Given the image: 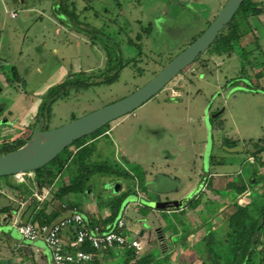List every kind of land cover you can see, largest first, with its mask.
<instances>
[{
    "label": "rangeland",
    "instance_id": "1",
    "mask_svg": "<svg viewBox=\"0 0 264 264\" xmlns=\"http://www.w3.org/2000/svg\"><path fill=\"white\" fill-rule=\"evenodd\" d=\"M226 1L66 0L68 8L71 9L73 2L75 9L76 18L71 21L55 10L58 0H24L25 5L0 0V126L8 124L18 130L20 125L29 122L26 131L29 134L36 125L34 119L39 118L38 123L54 129L128 96L197 39ZM252 1L263 9V27L255 24L254 31L251 29L241 46L235 45L230 53L200 54L165 90L127 114L128 118L119 128L133 131L130 153L122 154L114 146V131L92 144L95 151L92 160L115 165L123 174L118 181L113 176H92L89 182L92 194L103 207L110 195L106 191L109 181L112 194L126 186L133 195L146 199L139 215H125L127 229L144 230L141 239L148 232L153 235L154 226L164 223L173 226L171 216H165L164 220L163 211L152 210L147 204L156 192H166L167 198H172L183 191L190 179L201 183L203 174L217 172L216 187L223 188L217 192L211 190L209 195L217 203L213 206L223 207L230 202L223 197L234 195L230 187L225 188L226 183L248 179L253 169H258L264 178V152L258 154L263 167L253 164L250 156L252 150L264 149V89L261 90L264 87V0ZM12 12L15 17L10 16ZM142 30H147V35ZM137 34L140 39L136 38ZM105 41L120 52L124 61L130 60L111 84L101 83L104 76H98L106 63ZM12 67L20 79L9 83ZM80 70L90 77L88 86L70 90L61 98H47L48 89L62 81L68 72ZM85 75L78 76L86 78ZM173 85H178L179 97L175 99L168 97ZM255 88L259 91H254ZM170 111L178 115L172 122L165 117ZM144 126L162 128L163 133L158 137L146 133L144 137ZM164 139L168 142L163 143ZM177 142L179 145L173 149L172 145ZM173 155L179 159L173 160ZM166 172L170 177L166 179L168 183L157 176ZM224 173L228 174L227 178L221 176ZM175 180L177 184L172 183ZM256 190L248 194L254 197ZM261 204V198L254 200L250 207L252 214ZM221 214L200 241L194 240V250L198 249L205 264H240L231 261L228 241L232 225L227 222L230 212ZM182 219L177 217L176 223L181 225ZM262 256L257 251L253 263L257 264ZM152 264L164 263L154 260Z\"/></svg>",
    "mask_w": 264,
    "mask_h": 264
},
{
    "label": "crops",
    "instance_id": "2",
    "mask_svg": "<svg viewBox=\"0 0 264 264\" xmlns=\"http://www.w3.org/2000/svg\"><path fill=\"white\" fill-rule=\"evenodd\" d=\"M3 1L4 3H6V0ZM11 1H13L14 5H25L24 0ZM71 4H73V2H71ZM11 14L15 15L14 12H12ZM249 22L253 31L255 24L263 27L261 25V15L255 18H250ZM252 33V35L255 34L254 32ZM80 72L83 71L80 70ZM178 83H180V81ZM176 87H178V85H173L171 93L168 94L169 96L167 95L169 98L175 99L179 97V93ZM163 104L173 105L172 103L166 102H163ZM175 108L177 109V107ZM176 113V111L168 112V114L165 115L166 118L168 117L167 121L170 120L172 122L173 119H177L178 115ZM126 116L127 117L118 119V121L112 127L104 131L100 135L94 137L93 139H89L86 144L97 143L100 139L111 134V131H114V146H117V149L122 154L126 155L127 153H130L131 144L129 143V140L131 141L133 139V131L131 129L126 128L124 130L120 129V126H122L126 118H128V115ZM7 125L0 126V135L2 136L0 143L3 141L12 142L16 139L24 138L27 135L26 131L28 130L30 123L25 122V124L20 125V127H18V130L12 128V125ZM143 128V130H145L143 132L144 137L146 133L148 135H152V137H158V135H162L163 133L162 128H158L156 130L150 129V127L147 128L145 126ZM137 134L139 135V132ZM161 138L164 137L161 136ZM175 139L176 141H178L177 137H175ZM162 141L163 143H167L168 139H164ZM175 145H179V142L172 145L173 149H176ZM171 152L175 151L172 150ZM171 158L173 160H177L179 159V156L173 155ZM174 165L175 164L173 163L171 166L174 167ZM167 173L168 172L159 173L157 174V176L159 175L161 179L163 178L162 182L168 183L166 179L167 177H169V173ZM227 175L228 174L224 173L221 176L227 178ZM149 176L151 177V175ZM198 176L201 175L199 174ZM202 176L204 177V180H202L201 183H198V181L196 182L195 180L192 181L190 179L184 186L183 191H181L176 196H173L172 198H167L166 192H161V194H156V192L155 194L153 193L154 195L150 196L151 200L147 201L148 203L177 200L181 201V206L177 209L172 208L160 210L164 212L162 213L164 220L167 219L165 218V216H171V219L173 220V226H168V224L166 223H164L163 226H154V228L152 229L153 235L148 232L147 235L145 234L144 236L145 239H141V237L144 235L143 229H137L136 232H132L131 230L127 229L128 232H130L142 243V249L138 253L143 255H152L153 261L161 260V262L164 264H205L201 261L199 257L197 251L198 249L194 250V246H196L194 245V240L200 241V239L203 238L202 236H204L206 232L208 233V231H210L209 226L212 224H216L214 221L218 215L221 216V213L227 210L230 212L229 205L233 201V197H223L225 199H229L230 201L229 203H226V205L223 207H215V205L213 206V204L217 203L214 202L215 198L213 199L209 195L211 190L217 192L219 189L223 188L216 187V177L219 175H217V172H215L208 173L207 175L203 174ZM176 178H178L177 175ZM11 183L16 184L17 188L15 190L10 188ZM172 183L177 184L178 181L176 182L175 180ZM106 185H108L106 191L110 192V195L107 199H109L111 196L129 190L128 196L125 199L124 205L122 207L121 214L118 217L124 220L125 225V215L136 216L137 214L139 215L141 210H144L141 204L142 202H145L146 199H143L142 196H140L139 194L133 195L132 190L129 187L121 186L119 192L112 194L113 186L109 184V181L106 182ZM40 188L41 187L36 185L33 175L30 176L24 174L22 178L12 177L5 181H0V264H52L50 251L48 250L42 239H37L35 241L24 240L16 229V224L29 223L31 221V207L29 206L31 202H35L34 198L32 197V193L34 191H38ZM248 191L250 190L248 189L246 193L244 192L236 196V198H238V204L246 205L252 200V195L250 196L248 194ZM219 198L223 199L220 196ZM189 201H198L197 206L195 208L191 207L190 204H188ZM38 206L39 208L41 207L40 204ZM55 207L58 208L59 211H61V214L55 220L60 219L64 216L69 217L73 211L81 214V216L87 223H96L99 220L103 222L104 219L109 215V209L105 205L103 207H100L99 202L97 201L96 197L92 194V191L90 189L84 191L83 193L77 196L68 195L63 199L60 204L56 202L51 203L50 205H47L45 207V210L46 212H49L51 208ZM150 208L152 210L158 211L157 209H154L152 207ZM177 217H183V223L181 225H178V223H176ZM154 236L155 238H157V240L155 239V241ZM71 237L72 231L66 230L63 235L64 246L68 245V242ZM187 252L191 253V255L186 256ZM186 258H189V260H187ZM191 258H193V260H191ZM123 259L124 255L122 251L118 248H115L106 253L96 254L94 258L96 262L94 264H120L121 260ZM81 264H92V262Z\"/></svg>",
    "mask_w": 264,
    "mask_h": 264
},
{
    "label": "trees",
    "instance_id": "3",
    "mask_svg": "<svg viewBox=\"0 0 264 264\" xmlns=\"http://www.w3.org/2000/svg\"><path fill=\"white\" fill-rule=\"evenodd\" d=\"M70 6L71 9L68 8L66 0H58V3L55 4V10L59 12L61 16L63 15L64 17H68L69 20L74 21L76 18L75 9L73 4H70ZM262 12L263 9L255 6L252 0H244L232 19L220 31L206 51L217 54L221 52L230 53V51L234 49L233 47H235V45H240V43L242 44V40L252 31L249 19L258 17ZM142 33L143 35H147L148 31L142 30ZM136 38L140 39V35L137 34ZM103 44L106 63L98 76H104L100 81L101 83L111 84L117 80L120 70L129 65L130 60L124 61L120 52L110 48L106 41ZM11 72L12 79L8 80L9 83H12V81H19L20 77L15 67L11 68ZM85 74V72H68L62 81L48 89L46 93L48 96L47 98H61L67 96L70 90H77L88 86V84H90V82H88L90 77H87ZM78 75H85L86 78ZM172 82L173 81H171V83ZM94 83L95 82H92V84ZM263 89L264 87L261 88V90ZM254 91L257 92L259 89L255 88ZM34 120L37 123L40 119L35 118ZM109 126L110 125L107 124L92 134L76 140L69 147L61 151L52 161L32 172L36 185L39 187L47 186L50 191L48 198L43 204H40V208L38 203L31 202L29 206L31 207V221L29 223L38 224L40 226L52 223L61 214V211L55 207L51 208L49 212H46L45 207L55 202L60 204L68 195L77 196L89 190V182L92 176L107 175L119 179L121 175H123L118 171L115 165L112 166L106 161L92 160L95 151L92 148V144H86L89 139H93L108 130L110 128ZM104 128L105 130L101 131ZM43 129L46 130L47 128L44 126ZM30 135L31 133L27 134L24 138L16 139L12 142H1L0 155L19 148L27 141ZM85 138L89 139L85 140ZM261 152H264V149L259 151L258 149H254L250 156L253 158V164L256 163V165L258 164V166L263 167V162L258 157V154ZM125 176H128V174L125 173ZM0 178L5 181L8 178H12V176ZM228 187L234 192L233 201L229 205L230 214L227 219V222L232 225V232L228 241L231 249V261L234 263L238 261L240 264H254L253 259H255L254 257H256L258 251L263 254L257 263L261 264V261L264 260V178L260 176L258 169H253L248 179L238 181L237 183L233 180L229 181L225 184V188L228 189ZM10 188L15 190L17 186L15 183H11ZM255 188L257 190L254 193V197H252V200L248 204L240 205L237 203L238 198H236V196L243 193L246 189L253 190ZM252 190L250 191L253 192ZM128 192L129 190L107 199L105 206L109 209V215L103 222L99 220L96 223L90 222L89 225H98L101 229L111 227L121 214ZM256 198H261L262 204L255 209V214H252L250 207L253 206ZM197 203L198 201H189L188 204L195 208ZM258 247L260 248L258 249ZM80 249L91 251V248L86 244L82 245ZM65 250H69L68 245L65 246ZM120 250L124 255V259L121 260L120 264H152L154 262L152 255H143L127 248H122ZM95 262L96 261L93 260L92 264Z\"/></svg>",
    "mask_w": 264,
    "mask_h": 264
},
{
    "label": "water",
    "instance_id": "4",
    "mask_svg": "<svg viewBox=\"0 0 264 264\" xmlns=\"http://www.w3.org/2000/svg\"><path fill=\"white\" fill-rule=\"evenodd\" d=\"M243 1L227 0L197 39L173 57L147 83L128 96L54 129L45 130L43 129L44 124L37 122L30 137L22 146L0 155V177L16 178L19 174L32 173L52 161L76 140L138 109L163 90L209 48ZM148 205L157 210L177 209L181 206V201L150 202ZM64 218L66 217L57 219L52 224Z\"/></svg>",
    "mask_w": 264,
    "mask_h": 264
},
{
    "label": "built area",
    "instance_id": "5",
    "mask_svg": "<svg viewBox=\"0 0 264 264\" xmlns=\"http://www.w3.org/2000/svg\"><path fill=\"white\" fill-rule=\"evenodd\" d=\"M14 16L11 14V17ZM24 174L33 175L31 172ZM24 174H19L18 178H22ZM49 191V187L43 186L38 191H34L32 197L36 203L41 204L48 197ZM52 223L41 226L32 223L16 224V229L22 239L28 241L43 240L50 251L52 264L90 263L96 254L106 253L115 248H127L136 252L142 249V243L127 231L122 218H118L111 227L101 229L98 225L90 226L81 214L73 211L69 217L55 224ZM66 230L72 231V237L68 242L69 250L67 251L63 242V235ZM85 244L91 248V251L80 249Z\"/></svg>",
    "mask_w": 264,
    "mask_h": 264
}]
</instances>
